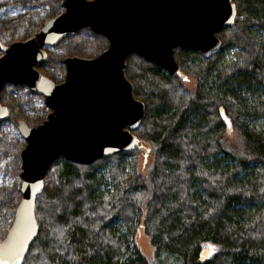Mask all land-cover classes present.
Returning a JSON list of instances; mask_svg holds the SVG:
<instances>
[{"label":"trees","instance_id":"trees-1","mask_svg":"<svg viewBox=\"0 0 264 264\" xmlns=\"http://www.w3.org/2000/svg\"><path fill=\"white\" fill-rule=\"evenodd\" d=\"M231 1L235 24L216 54L174 50L182 76L126 60L143 147L91 166L56 161L23 264H264V0ZM15 202L0 199L8 226Z\"/></svg>","mask_w":264,"mask_h":264},{"label":"water","instance_id":"water-1","mask_svg":"<svg viewBox=\"0 0 264 264\" xmlns=\"http://www.w3.org/2000/svg\"><path fill=\"white\" fill-rule=\"evenodd\" d=\"M59 5L61 12L37 34L11 43L0 57V122L9 117L1 104L6 85L26 86L42 96L47 112L36 126L17 122L24 141L18 155L19 200L0 240V264H23L37 239L36 201L56 161L91 166L143 147L133 131L145 109L125 77L126 60L136 55L170 76H182L174 50L216 54L218 33L236 20L231 0H61ZM81 29L103 37L107 47L91 59L64 58V81L55 84L37 70L48 61L45 49ZM208 256L203 250L200 261Z\"/></svg>","mask_w":264,"mask_h":264},{"label":"rangeland","instance_id":"rangeland-1","mask_svg":"<svg viewBox=\"0 0 264 264\" xmlns=\"http://www.w3.org/2000/svg\"><path fill=\"white\" fill-rule=\"evenodd\" d=\"M61 0H0V57L11 43L23 42L37 34L44 24L61 12ZM107 47V41L92 33L89 29H81L73 37H69L54 47L45 49L48 61L37 68L38 72L51 79L55 84L64 81L65 68L63 59L78 57L91 59L99 55ZM226 54L225 58H229ZM1 104L4 105L9 117L0 122V137L5 143V150L0 152V199L10 198L17 204L19 198L13 193V188L18 187L17 175L19 173L18 155L24 147L17 130V122L24 121L28 126H36L46 119L43 97L33 94L26 86L6 85L1 94ZM11 114V118H10ZM231 137L232 134L228 133ZM20 149V151H18ZM18 151V152H16ZM132 155L131 160L141 159V155ZM19 164H15V160ZM149 160L146 159V167ZM47 178V176H46ZM45 178V179H46ZM59 182L58 171L53 169L45 180L48 184ZM58 184V183H57ZM10 191H12L10 193ZM18 196V195H17ZM5 215L0 210V240L8 230ZM135 244L143 255L152 252L149 239L141 229L137 230Z\"/></svg>","mask_w":264,"mask_h":264},{"label":"snow or ice","instance_id":"snow-or-ice-1","mask_svg":"<svg viewBox=\"0 0 264 264\" xmlns=\"http://www.w3.org/2000/svg\"><path fill=\"white\" fill-rule=\"evenodd\" d=\"M211 248V246H209Z\"/></svg>","mask_w":264,"mask_h":264}]
</instances>
